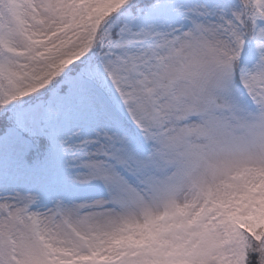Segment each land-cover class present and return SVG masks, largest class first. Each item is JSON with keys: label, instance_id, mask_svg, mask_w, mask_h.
<instances>
[{"label": "snow or ice", "instance_id": "6c2138e0", "mask_svg": "<svg viewBox=\"0 0 264 264\" xmlns=\"http://www.w3.org/2000/svg\"><path fill=\"white\" fill-rule=\"evenodd\" d=\"M0 264H264V0H0Z\"/></svg>", "mask_w": 264, "mask_h": 264}]
</instances>
